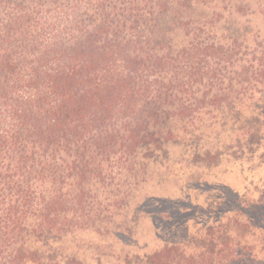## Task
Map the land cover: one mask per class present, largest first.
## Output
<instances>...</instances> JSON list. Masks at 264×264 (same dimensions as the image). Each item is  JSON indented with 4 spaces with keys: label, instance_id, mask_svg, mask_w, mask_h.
<instances>
[{
    "label": "trees",
    "instance_id": "trees-1",
    "mask_svg": "<svg viewBox=\"0 0 264 264\" xmlns=\"http://www.w3.org/2000/svg\"><path fill=\"white\" fill-rule=\"evenodd\" d=\"M183 14L180 0H0V264H60L64 237L95 221L85 196L110 159L149 156L177 121L236 104L192 91L223 84L219 63L237 54L202 27L177 45ZM252 56L262 67L229 83L264 84V49ZM174 252L187 253L167 245L124 264H179Z\"/></svg>",
    "mask_w": 264,
    "mask_h": 264
},
{
    "label": "rangeland",
    "instance_id": "rangeland-1",
    "mask_svg": "<svg viewBox=\"0 0 264 264\" xmlns=\"http://www.w3.org/2000/svg\"><path fill=\"white\" fill-rule=\"evenodd\" d=\"M180 3L184 14L170 24L177 45H188L202 27L237 54L219 63L223 84L205 81L192 91L218 93L226 103L237 97L236 104H207L200 121H177L174 135L161 149L152 144L149 156L110 159L85 196L95 221L64 237L60 264H124L127 254L167 245L187 252H174L179 264H264V84L241 83L246 76L229 83L240 67H262L251 57L264 49V0ZM227 230L234 240L223 243ZM211 238L214 248H202Z\"/></svg>",
    "mask_w": 264,
    "mask_h": 264
}]
</instances>
